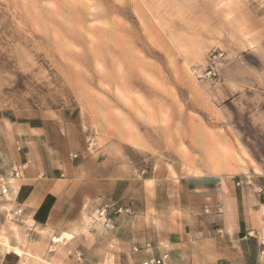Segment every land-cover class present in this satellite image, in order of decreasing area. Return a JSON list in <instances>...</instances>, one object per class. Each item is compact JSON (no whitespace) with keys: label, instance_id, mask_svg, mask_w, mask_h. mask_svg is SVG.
<instances>
[{"label":"rangeland","instance_id":"1","mask_svg":"<svg viewBox=\"0 0 264 264\" xmlns=\"http://www.w3.org/2000/svg\"><path fill=\"white\" fill-rule=\"evenodd\" d=\"M219 53L220 82L197 80ZM68 107L89 148L132 150L175 193L193 177L263 182L264 0H0V128ZM96 211L86 221L103 222ZM9 236L18 264L69 252L53 234L32 254L7 220Z\"/></svg>","mask_w":264,"mask_h":264},{"label":"crops","instance_id":"2","mask_svg":"<svg viewBox=\"0 0 264 264\" xmlns=\"http://www.w3.org/2000/svg\"><path fill=\"white\" fill-rule=\"evenodd\" d=\"M6 122L9 127L0 128V232L7 220L16 222L31 252L42 254L57 234L69 248L64 264H142L164 252V264H264L261 176L238 184L187 178L175 193L155 165L145 175L147 165L132 150L89 148L90 130L73 107ZM104 203L111 205L107 225L86 221L85 212L94 214ZM16 211L18 219H9ZM9 237L0 244V264L21 259V243Z\"/></svg>","mask_w":264,"mask_h":264},{"label":"built area","instance_id":"3","mask_svg":"<svg viewBox=\"0 0 264 264\" xmlns=\"http://www.w3.org/2000/svg\"><path fill=\"white\" fill-rule=\"evenodd\" d=\"M221 56V53L212 56L211 58L208 59L206 64L202 67L200 72L194 71V75L197 80L203 81V82H210L212 84H217L220 82V62H219V57ZM21 135H19L18 139H16L15 144L16 146H19L21 142ZM12 173L14 175H18L20 173V169L18 166L13 165L12 166ZM239 182H237L238 184ZM7 188L4 187L1 191L6 192ZM110 204L104 203L100 208L97 209L96 213L98 216L103 217V222L107 225L109 222L110 218L108 216V209L110 208ZM120 210V209H118ZM17 214L16 212H13L10 216L9 219H15L17 220L18 218L13 217L12 215ZM30 229L25 233L26 236L29 235ZM146 247H149L150 244L146 243ZM137 250V248H134ZM168 258V253L164 252L159 258H148L142 262V264H164L165 259Z\"/></svg>","mask_w":264,"mask_h":264},{"label":"bare ground","instance_id":"4","mask_svg":"<svg viewBox=\"0 0 264 264\" xmlns=\"http://www.w3.org/2000/svg\"><path fill=\"white\" fill-rule=\"evenodd\" d=\"M65 239V238H64Z\"/></svg>","mask_w":264,"mask_h":264}]
</instances>
